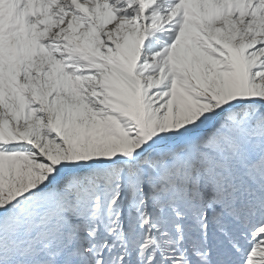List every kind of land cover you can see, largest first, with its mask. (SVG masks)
Returning a JSON list of instances; mask_svg holds the SVG:
<instances>
[{
	"label": "snow or ice",
	"instance_id": "snow-or-ice-1",
	"mask_svg": "<svg viewBox=\"0 0 264 264\" xmlns=\"http://www.w3.org/2000/svg\"><path fill=\"white\" fill-rule=\"evenodd\" d=\"M0 264H264V0H0Z\"/></svg>",
	"mask_w": 264,
	"mask_h": 264
}]
</instances>
